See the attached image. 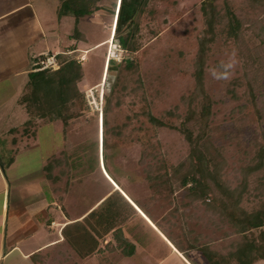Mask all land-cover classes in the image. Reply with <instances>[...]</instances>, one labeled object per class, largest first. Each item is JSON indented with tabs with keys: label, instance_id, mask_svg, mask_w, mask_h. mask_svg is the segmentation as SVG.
Segmentation results:
<instances>
[{
	"label": "rangeland",
	"instance_id": "1",
	"mask_svg": "<svg viewBox=\"0 0 264 264\" xmlns=\"http://www.w3.org/2000/svg\"><path fill=\"white\" fill-rule=\"evenodd\" d=\"M149 1L144 14L136 15L139 25L137 40L141 50L133 59H141L142 62L139 75L127 79L128 91L120 109V115L138 114L146 109L144 107L149 102L153 116L159 117L166 113L169 124L176 128L180 127L185 115L184 102L195 92L197 86L199 87L193 78L195 73L193 62L200 43L204 42V38L208 40L210 38L202 89L203 94L213 102V115L210 122L212 144L226 151L228 167L224 171V179L233 188L239 182L235 173V162L242 157L239 155V146L245 145L249 137V135L239 137L238 141L231 137L235 133L233 123L241 116L238 107L243 103L245 92L244 52H250L249 56H252L251 54L255 51L260 55L264 54V48H260L261 41L253 34L249 21L264 22L263 13L251 6L249 0H214L218 23L212 38L204 33L207 27L200 8L204 0ZM141 2L142 0H103L96 11L80 20L76 26L84 38L83 41H78L73 37L74 19L69 16L63 18L58 24L54 4L51 7L48 6L47 0H41V5L46 8L45 12L48 9L46 13H43L44 18L46 20L52 18L53 22L47 27V30L52 29V34H54L52 35L53 40L49 42L52 52H56L53 55L59 57L62 50L68 46L78 48L71 54V57L79 61L82 66L84 77L79 88L86 106L77 118L69 120L64 130L60 122L54 123V127L51 125L43 127L37 140L39 148H36L35 154L31 156L33 158L30 156L27 158L25 155H11L19 164L17 168L15 164L12 171L7 172V176L12 177L16 171L20 173L27 168H33L38 164V153H41L43 157L50 156L48 161L54 159L56 163H60L52 171V177L57 176L58 182L50 183L54 189L56 202L64 214L66 210L76 216L90 208L97 197L104 194L106 196L110 192L111 185L108 182L113 180L129 197L150 213L155 226L163 232L171 245L176 243L183 247L193 244L198 247L208 245L212 250L225 255L229 245L238 238L232 234L231 225L226 220H220L217 215L207 212L200 202L186 200L185 192L178 188V183L173 185L174 192L163 191L159 196L154 197L145 178V168L138 165L141 151L144 149L141 144L134 142L130 148H109L105 152V164L102 161L100 108L103 107V101L99 102V95L107 93L112 76L116 73L115 66L125 59H130L126 52L120 51L117 54L118 58L112 60V64L108 67L106 62L111 46L107 45L106 41L109 40L111 34L118 36L127 30ZM234 17L242 23L240 31L242 39L239 37L235 40V37L228 36L227 23ZM44 28L46 29V25ZM114 40L118 41L116 37ZM240 47L245 48L243 54L239 53ZM260 49H262L261 53ZM36 60H31L30 65L36 63ZM106 75L110 78L108 79ZM24 80L23 83L19 79L16 86L23 88L25 82H29V77L26 76ZM228 92H235L234 95L242 101L232 100ZM10 103L6 109L9 107L15 109V104ZM14 116L15 113L12 116L9 115V120L6 121L0 119V154H7V157L11 153V151L6 152L11 137L5 134L7 133L5 130L7 123H17L19 120H14ZM0 117L2 118L1 112ZM176 117L179 118L176 119ZM24 120H27L25 114H23V119L20 116L18 124H22ZM141 125L150 130V138L159 140L164 145L170 166L188 164L189 145L184 140L183 134L169 129L156 131L145 118H140L138 121L132 120L128 131ZM19 136L23 138V130L20 131ZM96 148L98 151L95 152L93 158L98 160V164H93V171L90 175H86L82 169H73L70 166L74 164L77 167L80 162L84 165L90 149L95 150ZM65 159L68 161L66 162ZM101 163L102 171L109 176L108 179L101 171ZM61 172H64L65 176H62ZM116 202L119 209L115 213L119 216L118 220L122 222L115 229L123 228L131 236L137 233L134 238L142 240L139 243L147 248L150 239H146V236L142 234L144 232L140 220L138 217V220L135 218L136 212H133L122 200H116ZM242 205L246 208L250 207L249 203L244 202ZM82 226L84 229H80L78 238L73 242V248L68 247L65 252L57 255L58 258L56 256L59 264L65 262L61 258L70 256L79 261V258L87 255L91 249V242H83L81 236L83 230L89 232L87 228H94V225L87 220L86 227ZM101 228H104L103 225ZM254 233L256 234V231ZM104 236L100 237L98 244L105 249L88 257V259L94 258L96 264H116L120 260L122 261L118 264H184L179 260L177 253H172V248L168 250L164 247L158 250L155 244H153L155 250L153 260L144 257L143 253L138 251V255L134 254V257L121 258L116 245L113 246L110 242L105 244L102 241V239L105 240ZM111 243L115 241L112 240ZM132 247L131 252L133 253ZM147 249L150 253V248ZM182 255L189 264H202L200 253L197 250L188 251ZM52 256L55 258L54 255L46 254L47 259L44 264H50ZM76 260L74 262L72 260L70 264H80L75 262Z\"/></svg>",
	"mask_w": 264,
	"mask_h": 264
},
{
	"label": "trees",
	"instance_id": "2",
	"mask_svg": "<svg viewBox=\"0 0 264 264\" xmlns=\"http://www.w3.org/2000/svg\"><path fill=\"white\" fill-rule=\"evenodd\" d=\"M249 1L251 6L259 9L264 16V0ZM58 2V20L71 16L75 21L73 37L78 41H83V35L76 26L80 20L96 11L103 0H58ZM149 2V0H142L127 30L122 35H115L122 51L126 52L130 59H125L115 66L116 73L113 76L110 75L112 76L110 87L103 95L102 161L105 164V152L109 148H130L134 142L141 144L144 149L141 151L138 165L145 168V178L154 197L159 196L163 191L174 192L173 185L178 183V188L185 192L186 200L200 202L207 212L217 215L220 220H226L233 229L232 234L238 236L229 245L225 255L212 250L208 245L198 247L193 244L183 247L179 243L172 244L180 254L197 250L200 253L202 264L264 263V54L260 55L255 51L251 54L252 56H249L250 52H244L245 92L243 103L238 107L241 116L235 119L233 123L235 133L230 136L235 141H238L239 137L243 138L246 135L249 137L245 145L239 146V155L242 157L235 162V173L239 182L232 188L224 179V171L228 167L226 151L222 147H215L211 140L210 122L213 115V102L203 94L202 89L210 38L209 40L204 38V42L200 43L193 62L195 71L193 78L199 87L197 86L195 92L184 102L185 115L180 127L170 125L166 113L159 117L153 116L149 102L144 107L147 110L143 109L132 116L120 115V109L128 91L127 79L139 75L142 62L141 59H133L141 50L137 40L139 25L136 17L138 14L139 16L144 14V9ZM200 8L207 27L204 33L213 38L218 23L214 0H204ZM249 22L253 34L261 41L260 48H264V22L257 20ZM227 26L229 37H235V40L241 38L242 23L236 17L230 19ZM244 49L240 47L239 53L243 54ZM74 50H76L75 47L70 48L71 52ZM261 52L262 49H260ZM111 62L108 63V67L112 64ZM83 77L81 63L66 52L58 57V69L42 71L34 69L19 99V105L24 107L28 117L22 129L24 148L31 147L37 142L41 128L49 125L54 127V123L60 122L64 130L69 120L80 115L86 106L79 88ZM234 93L228 92L232 100L240 101L241 99ZM140 118H145L156 131L169 129L183 134L184 140L189 145L188 164L170 166L164 145L161 141L150 138V130L143 125L128 131L132 120L138 121ZM38 121L41 123L38 124ZM96 151H98L97 148L90 149L84 165L80 162L77 167L74 164L70 166L73 169H82L86 175H90L93 171V164H98V160L93 158ZM65 161L68 160L65 159ZM57 164L60 163H56L53 159L45 166L49 182H58L57 176L52 177L53 168ZM64 172H61L62 176H65ZM116 200H122L133 212H136L118 191L111 194L97 210L89 215V219H96L95 221L99 222L101 231L93 227L90 229L92 233L83 230V242H91L92 247L87 255L79 258L81 261L99 252V241L96 238L112 231H114L113 240L121 254L119 256L123 258L132 254L131 243L124 238L120 230L115 229L122 222L118 220L119 216L115 213L119 209ZM244 202L249 203L250 207H243ZM134 204L139 209L141 208L137 202ZM102 225L104 228H101ZM76 227L84 229L80 224ZM46 259L42 258L41 253L31 257L34 264H44Z\"/></svg>",
	"mask_w": 264,
	"mask_h": 264
},
{
	"label": "crops",
	"instance_id": "3",
	"mask_svg": "<svg viewBox=\"0 0 264 264\" xmlns=\"http://www.w3.org/2000/svg\"><path fill=\"white\" fill-rule=\"evenodd\" d=\"M50 2L47 0L48 6L54 4L57 17L59 2L58 0ZM45 10L46 8L41 5V0H0V112L2 114L0 119L9 120V115L12 116L14 113V120L19 119L17 123H7L6 126L5 131L7 133L5 134H9L7 136L11 137L6 152L11 151L10 155L7 157V154H0V264H34L31 257L37 253H41L43 259H46V254L54 255L55 258L52 256L50 264H59L56 256L60 252H65L68 247L72 249L73 242L76 241L79 236L78 233L81 232L80 228L76 227L77 224L86 227V221L88 220L89 223L94 225V228L101 231L99 222L97 223L96 219H89V215L97 210L107 196L115 191H118L134 208L137 214L135 218H139L144 232L142 234L146 236V239H150L149 245L147 244V248L151 250L149 253L148 249L139 243L142 240L134 238L137 233L131 236L122 228L120 231L134 249L128 257H134V254H137L138 251L143 253L144 257L153 260L155 251L153 244H155L158 250L159 248L162 250L164 247L168 250L172 248V253H177L180 261L189 264L184 256L168 242L163 232L158 230L150 213L145 211L142 206L140 210L134 204L135 201L113 180H110L111 183L108 182L111 185V190L106 196L104 194L97 197L90 208L75 216L69 211L66 212V210L64 214V211L56 202L53 186L48 181L45 172V166L50 156L43 157L41 153H38V164L35 163L36 165L33 168H27L20 173L16 171V174L12 177L7 176V172L12 171L15 164V168L19 164L14 161L15 158L11 155H25L27 158L29 156L33 158L31 156L35 154L36 148H39L38 142L31 147L24 148L23 138H19L23 124L27 121L24 120L22 124H18L20 123V116L23 119V114H25L28 119L23 107L19 105V99L27 83L25 82L23 88L19 85L16 86V84L19 79L24 83V78L29 77L36 69L35 62L30 65L31 60L34 61V59L36 60L43 55L56 53L52 52L49 45L54 34H52V29L47 30V27L53 22L52 18L47 20L44 18L43 13H46L48 9L46 12ZM62 19L58 20L57 17L58 24ZM44 25H46V29ZM71 47L64 48L61 54L66 52L71 55L77 51L71 52ZM9 103H14L15 109L14 107L6 109ZM102 167L101 163V171L103 170ZM102 172L105 178L108 179L109 176L105 175V171ZM90 229L87 228L92 233ZM113 232L104 236L105 240L102 239V241L105 244L110 242L115 246V243H111L114 239ZM96 239L99 241L100 238ZM101 249L104 250L105 247L99 245L98 251ZM61 260H65L64 264H70L72 260L74 262L76 259L70 256L61 258ZM75 262L80 264L97 263L94 258H85L82 261L79 259Z\"/></svg>",
	"mask_w": 264,
	"mask_h": 264
},
{
	"label": "built area",
	"instance_id": "4",
	"mask_svg": "<svg viewBox=\"0 0 264 264\" xmlns=\"http://www.w3.org/2000/svg\"><path fill=\"white\" fill-rule=\"evenodd\" d=\"M115 35H113L110 38L109 45L110 47V53L108 55V63L112 60H115L118 58V52L122 51L120 44L118 41L114 40ZM36 69L38 70H56L58 69V56L57 55H43L42 57L38 58L36 60ZM103 101V94L100 93L99 95V102ZM101 112L102 108H100V118H101Z\"/></svg>",
	"mask_w": 264,
	"mask_h": 264
},
{
	"label": "bare ground",
	"instance_id": "5",
	"mask_svg": "<svg viewBox=\"0 0 264 264\" xmlns=\"http://www.w3.org/2000/svg\"><path fill=\"white\" fill-rule=\"evenodd\" d=\"M112 35H113V34H111L110 37H109V40L106 41V44H107V45H109V41H110V38H111ZM106 63H107V65H108V58H107V62H106Z\"/></svg>",
	"mask_w": 264,
	"mask_h": 264
},
{
	"label": "water",
	"instance_id": "6",
	"mask_svg": "<svg viewBox=\"0 0 264 264\" xmlns=\"http://www.w3.org/2000/svg\"><path fill=\"white\" fill-rule=\"evenodd\" d=\"M1 169L3 170V167L1 166Z\"/></svg>",
	"mask_w": 264,
	"mask_h": 264
}]
</instances>
